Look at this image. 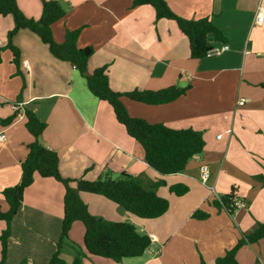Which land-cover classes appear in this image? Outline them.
I'll return each instance as SVG.
<instances>
[{
	"label": "crops",
	"instance_id": "obj_1",
	"mask_svg": "<svg viewBox=\"0 0 264 264\" xmlns=\"http://www.w3.org/2000/svg\"><path fill=\"white\" fill-rule=\"evenodd\" d=\"M58 1L66 13L51 25L53 39L62 42L66 29H79L77 45L94 50L88 71L105 66L113 90L188 86L183 95L161 104L122 96L129 115L173 129L200 130L205 142L182 172L163 176L166 185L158 194L169 206L159 217H138L100 194L80 192L91 214L130 221L150 236L140 256L115 262L89 254L83 245L84 226L75 221L62 244V258L71 262L82 254L81 264H215L242 233L264 221V182L257 177L264 176V21L255 22L264 0H165L183 18L209 17L226 36V50L201 58L190 57L188 38L175 21L157 19L150 5L132 6L133 0ZM16 2L26 16L40 17L42 0ZM12 27V16L0 14V118L12 115L17 101L34 110L46 123L40 141L58 154L63 177L94 180L117 178L122 172L161 177L111 106L92 94L80 72L56 58L37 34L19 29L13 35L11 42L19 51V65L14 64L6 47ZM22 60L29 62L27 68ZM240 98L243 104L237 103ZM1 132L6 140L0 141V210L6 211L1 191L20 181L21 161L33 136L24 114L9 124L0 122ZM202 162L209 167L206 182L200 177ZM173 184H184L188 191L176 195L169 190ZM232 189L246 205L229 214L215 201ZM63 195L60 181L34 174L12 218L4 264H47L60 234ZM196 210L207 217H194ZM4 227L0 220V233ZM236 259L239 264H264V237L242 245Z\"/></svg>",
	"mask_w": 264,
	"mask_h": 264
},
{
	"label": "trees",
	"instance_id": "obj_2",
	"mask_svg": "<svg viewBox=\"0 0 264 264\" xmlns=\"http://www.w3.org/2000/svg\"><path fill=\"white\" fill-rule=\"evenodd\" d=\"M139 5L152 6L157 19L174 20L178 29L188 38L192 58L207 56V51L214 43H225L227 40L224 33L213 24L209 17L183 18L175 14L165 0H133L132 6ZM65 13V8L58 0H42L41 15L35 19L26 16L16 0H0V14H10L13 18V27L7 32L8 42L6 44V47L13 53L12 61L16 66L19 65V51L11 42L13 35L19 29H28L37 34L56 58L70 62L80 72L92 94L111 106L117 121L124 126L128 135L141 144L146 162L161 177L151 179L144 174L130 175L126 172L120 173L117 178L105 175L94 180L84 177H63L58 168V154L40 141L46 123L37 116L34 110L24 108L25 126L32 134L33 141L28 144L27 154L21 161L20 181L1 191L8 204V209L0 210V220L5 222V227L0 233V264H4L7 256V241L10 236L12 218L19 211L24 190L33 182L36 173L41 177H53L64 186L60 234L56 250L49 257L47 264L82 263V254L75 256L71 262H67L61 256L62 244L75 221H80L84 226L83 245L89 254L110 258L115 262H120L126 257L140 256L150 245V236L140 232L130 221H112L91 214L87 204L80 198V192L100 194L138 217H159L167 211L169 206L168 199L158 194V188L166 185L163 176L182 172L189 159L200 153L205 144L203 133L200 130L173 129L163 123H150L143 118L129 115L121 101L122 96L146 104H161L183 95L188 86L171 85L160 89L113 90L109 85L105 66L88 71V61L94 50L91 46L79 47L77 45L79 29H66L62 42H56L53 39L51 25L60 20ZM210 39L211 43H209ZM16 115L17 112H14L6 118H0V122L9 124ZM257 177L264 182L263 175ZM169 190L176 195H182L188 191V187L184 184H173L169 186ZM234 196L235 189H232L228 194L216 200V205L232 214ZM192 215L199 219L207 217V213L201 210L194 211ZM263 237L264 221L257 222L252 231L242 233L233 247L217 257L215 264H239L236 259L237 250L242 245L254 243ZM19 264L30 263L23 260ZM201 264L205 262L201 260Z\"/></svg>",
	"mask_w": 264,
	"mask_h": 264
},
{
	"label": "built area",
	"instance_id": "obj_3",
	"mask_svg": "<svg viewBox=\"0 0 264 264\" xmlns=\"http://www.w3.org/2000/svg\"><path fill=\"white\" fill-rule=\"evenodd\" d=\"M264 21V6L259 5L255 11V22L258 24H261ZM219 45H213L208 51L207 55H214L218 54L223 50H226L228 48V45L226 43H218ZM29 62L27 60H22V65L27 68ZM244 99L240 98L237 103L238 104H243ZM13 110L14 112H17L18 114H24V102L23 101H17L13 105ZM6 140V135L5 133L1 132L0 133V141ZM199 171H200V177L202 182H206L209 178V167L205 162H202L199 166ZM246 205L245 202H243L240 199H237L236 196L233 197L232 199V206H233V212H235L238 208H242Z\"/></svg>",
	"mask_w": 264,
	"mask_h": 264
},
{
	"label": "water",
	"instance_id": "obj_4",
	"mask_svg": "<svg viewBox=\"0 0 264 264\" xmlns=\"http://www.w3.org/2000/svg\"><path fill=\"white\" fill-rule=\"evenodd\" d=\"M211 41H212V40L210 39V40H209V43H211Z\"/></svg>",
	"mask_w": 264,
	"mask_h": 264
},
{
	"label": "rangeland",
	"instance_id": "obj_5",
	"mask_svg": "<svg viewBox=\"0 0 264 264\" xmlns=\"http://www.w3.org/2000/svg\"><path fill=\"white\" fill-rule=\"evenodd\" d=\"M46 44V43H45ZM47 45V44H46Z\"/></svg>",
	"mask_w": 264,
	"mask_h": 264
}]
</instances>
